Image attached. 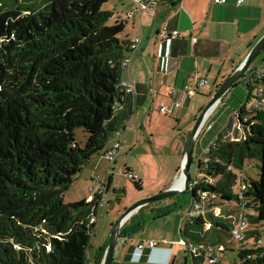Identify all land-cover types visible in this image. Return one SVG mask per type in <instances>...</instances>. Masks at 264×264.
Returning a JSON list of instances; mask_svg holds the SVG:
<instances>
[{"label":"trees","instance_id":"1","mask_svg":"<svg viewBox=\"0 0 264 264\" xmlns=\"http://www.w3.org/2000/svg\"><path fill=\"white\" fill-rule=\"evenodd\" d=\"M108 1L0 0V264L102 262L107 243L93 263L87 256L96 226L89 222L92 203L66 202L65 195L131 111L121 75L122 61L132 50L121 38L126 22L104 8ZM244 77L247 102L255 85L248 72ZM243 104L242 138L229 137V118L205 154L207 162L196 164L188 191L192 199L181 201L179 194L140 208L124 224L122 238L141 232L148 220L200 203L205 216L184 226L185 238L224 245V255L235 252L232 264H264V244L258 245L264 107ZM77 128L87 134L84 143L76 137ZM247 163L257 168L258 178L245 175ZM243 206L250 228L241 245L232 239V229Z\"/></svg>","mask_w":264,"mask_h":264},{"label":"crops","instance_id":"2","mask_svg":"<svg viewBox=\"0 0 264 264\" xmlns=\"http://www.w3.org/2000/svg\"><path fill=\"white\" fill-rule=\"evenodd\" d=\"M116 1L120 7L116 5L108 9L114 12L115 17H121L126 22L121 38L132 42L135 38L141 37L138 48L131 54L129 67L123 68L121 75L122 82H130L134 86V94L130 96L131 111L121 128L125 132L120 135L123 150L125 145L131 144V134L135 137L137 126L143 127L146 123L145 115H148L149 128L154 129L151 140L163 146L164 139L158 137V125L154 124L162 119V114L175 115L178 117V122L185 116L194 119L198 116L217 88L264 34V0H243L240 5L236 3L237 0H228L225 4L215 3L213 0H183L175 4L167 0H159L146 9H143L136 0ZM165 24L170 29L179 30L180 37L162 38L159 30ZM263 61L264 53L254 65H259ZM195 77L206 78L209 83L196 95L185 96L181 89L193 82ZM245 82L247 90V78ZM174 90L177 92L172 95L171 92ZM225 97L217 107L225 105ZM176 99L182 100L179 107L175 106ZM162 105L166 107L167 113L161 111ZM215 126L207 129V135L215 129ZM189 132L191 131L187 133ZM177 136H173L172 140L176 142L175 148L178 150V167L174 170L170 181L159 190L168 188L180 178V164L187 137L185 135L181 141V137ZM210 139L199 141V151L195 156L209 146L212 142ZM100 172H102L101 160L91 159L76 176L66 194L73 189L75 201L90 200L94 195L90 191V187H93L91 182H98L97 187H93L95 194L99 189L98 185L104 184L97 175ZM262 179L264 183V176ZM260 204L262 209L258 215L262 240L264 194ZM189 209V205L178 209L180 214L172 222L154 224L148 231L142 232L143 229L142 233L121 238L112 264H166V261L170 264H194L187 247L179 242L183 236L184 213ZM172 213L156 219L168 217ZM151 241L157 242V246L150 247ZM141 243L144 245L143 254L140 260L136 261L139 255L137 246ZM94 260L91 262L93 263Z\"/></svg>","mask_w":264,"mask_h":264},{"label":"rangeland","instance_id":"3","mask_svg":"<svg viewBox=\"0 0 264 264\" xmlns=\"http://www.w3.org/2000/svg\"><path fill=\"white\" fill-rule=\"evenodd\" d=\"M116 5L118 8L120 7L116 0H109L106 4H104V8L108 9L110 6ZM256 61H254V63ZM225 96V105L217 107L210 118L214 125H216L215 129L208 135L206 128L202 130L195 144L194 155L199 151L198 144L200 140L205 139L208 141L210 138V140H213V138H215L220 130L226 125L231 115L234 117V120H236V113H234L236 110L234 109L239 108V106L247 99L245 77H242L240 82ZM161 116L162 119L154 125H158L157 133L158 137L164 139V143L162 144L163 146H160L151 140V135L154 132V129L152 127L149 128L148 115H145L144 118L146 123H144L143 127L137 126L135 130L137 137L136 135L134 137V135L131 134V144L125 145V149H122L121 153L116 157L115 162L110 163V161L104 157V152L115 140H120V136L116 133L112 136L110 144L102 152V154L93 158L95 161L101 160L102 172L97 175L99 176L100 181L104 184H100L98 186L99 190L104 192L105 197L104 204L99 209L98 222L95 226V234L92 237L88 248L87 256L90 261L96 259L101 246L105 245L109 241L113 225L125 212V210L138 201L161 192L162 190L159 189L170 181L174 170L178 167V150L175 148L176 142L172 140V137H178L177 135H179V137H181V141H183V138L186 135L185 132L187 133L192 130L195 119L190 116H185L178 122V117L175 115L162 114ZM236 124V121H234L229 135L234 138H240L242 136V132L236 128ZM129 128L130 127H128V129ZM122 132L125 133L124 131ZM75 133L79 141L82 143L86 141L87 134L84 132L83 128H77ZM245 169L247 172L245 175L258 178L257 168H252L250 164L247 163ZM128 171H131L133 174L139 176V179L136 180L130 178L128 176ZM191 174L194 177L197 175L195 162L191 164ZM97 183V181L91 182L93 187H97ZM91 184H89L88 187H90ZM237 189L238 187H235V190ZM72 190L73 189L65 195L66 202L75 201L73 196L74 192ZM182 194L181 201L184 198H187L189 201L192 199L191 193L186 192ZM179 214L180 210L165 218L148 220L142 232L150 230V227L154 224H161L165 221L172 222ZM262 242L264 244V232ZM234 256L235 252H230L227 256L224 255L223 263L232 264ZM200 264H207V260Z\"/></svg>","mask_w":264,"mask_h":264},{"label":"built area","instance_id":"4","mask_svg":"<svg viewBox=\"0 0 264 264\" xmlns=\"http://www.w3.org/2000/svg\"><path fill=\"white\" fill-rule=\"evenodd\" d=\"M136 1L141 4L143 9H146L150 4L157 3L159 0H136ZM213 1L215 3H220V4H225L228 2V0H213ZM236 3L238 5H240L241 3H243V0H237ZM159 35L164 39H174V38L180 37V31L177 29H170V27L167 24H165L160 28ZM140 42H141V37H137L132 42H130V49L132 50V53L138 48ZM131 54L126 56L123 59V61H122V67L123 68L129 67L130 60H131ZM247 72H248V79L252 80L251 81L252 83L254 82L255 88L251 91L249 101L244 103L246 105L245 108H249L252 110H260L264 107V61L262 63H260L259 65L250 66L249 69L247 70ZM208 83H209V81L206 78L195 77L193 82L186 84L181 90L183 91L185 96L192 97V96L196 95L197 93H199V90L202 89L204 86H206ZM122 85L124 86V91L126 94H128L129 96H132L134 94V86L132 83L122 82ZM176 92H177V90H174L171 92V94L174 95V94H176ZM181 104H182V100L176 99L175 106L179 107ZM217 106H216V108H217ZM239 109L234 112V113H236V117H235L236 120H234V117L232 115L230 116V118H233V122L236 121V123H237L236 128L238 130H241L242 136H243L244 130H243V127H242L240 121H238ZM214 110L211 113V115L209 116V118L205 121L202 130H204L205 128L211 129L213 127L214 123H213V121H211L210 118L213 115ZM161 111L164 113H167V109L164 105L161 106ZM249 117H250V115L245 116L244 120L247 121ZM232 126H233V124H232ZM231 128L227 129L229 134H230ZM202 130H201V132H202ZM201 132H200V134H201ZM116 134L120 136L122 134V129L118 130L116 132ZM242 136L240 138H234V137H231L229 135V137L232 140H239L242 138ZM214 139L212 140V142L214 141ZM212 142L209 144V146L202 149L201 153L198 156H195V164L198 165L200 160H202L203 162H207L208 159L206 158L205 154L209 150V147L212 144ZM122 149H123V144H122L121 140H115L108 147V149L104 152V157L107 158L110 161V163H113V162H115L116 157L120 154ZM196 171H197V168H196ZM128 176L132 179H136V180L139 179V176L133 174L131 171H128ZM194 183H195V177L193 178V180L190 184V187H192L194 185ZM246 188H247L246 184H242V190L245 191ZM90 191L94 195H92L91 199L88 200V202L92 203L91 204V210L93 211L92 216L89 218V222L93 224V223H96L98 221L99 209L104 204L105 194L102 190H99V189L95 194L93 187H90ZM241 198H243V197H241ZM215 213L219 214L220 213L219 209H216ZM248 214H249V210H247L245 208V206H243L242 212H241L239 218L234 222V227L232 229V239L234 241L240 243L241 245H243L245 242L248 241L246 239L247 232L250 228L249 224H248V218H247ZM198 216H205V210H204V207L202 206V204L194 203L193 205L190 206V209L188 211H185V213H184V221L185 222H184V225L182 227V234H183L184 226L188 223H192V221H194V219L197 218ZM210 226H211V224L207 223L205 226V229H209ZM93 234H95V229H94ZM179 242L181 244H183L184 246H186L189 254L198 258L200 260V263L207 260V264H219V263L224 264L223 263V257H224L223 251L225 249L224 245H211V244L195 243V242H192L191 240L185 238L184 236H182V239ZM258 245L259 246L263 245L262 240L258 241ZM149 246L154 248L157 246V242L151 241V242H149ZM143 247H144V245L142 243L137 246V250L139 251V255H138V258L136 261H139L141 256H142ZM248 257L250 258L249 255H248ZM166 264H170V262L166 261Z\"/></svg>","mask_w":264,"mask_h":264},{"label":"water","instance_id":"5","mask_svg":"<svg viewBox=\"0 0 264 264\" xmlns=\"http://www.w3.org/2000/svg\"><path fill=\"white\" fill-rule=\"evenodd\" d=\"M263 51L264 34L253 45L246 57L234 69V71L228 76V78L217 88L214 95L211 97L209 103L201 110V112L195 118L194 126L187 138L184 156L181 162L180 175H184V185L182 187H176V180L175 183H173L168 188L162 190L158 194L138 201L134 205L127 208L112 227L109 241L107 242L101 264L113 263L116 248L120 239L122 238V228L124 224L130 219V217L137 213L140 208L158 201L168 199L175 195L186 193L190 190V184L194 178V176L191 174V164L195 161V144L200 135L201 130L203 129L205 121L209 118L216 106L222 102V99L225 97V95L238 84L242 77H244L251 64Z\"/></svg>","mask_w":264,"mask_h":264},{"label":"bare ground","instance_id":"6","mask_svg":"<svg viewBox=\"0 0 264 264\" xmlns=\"http://www.w3.org/2000/svg\"><path fill=\"white\" fill-rule=\"evenodd\" d=\"M184 185V175H180V178L177 180L175 186L182 187Z\"/></svg>","mask_w":264,"mask_h":264}]
</instances>
